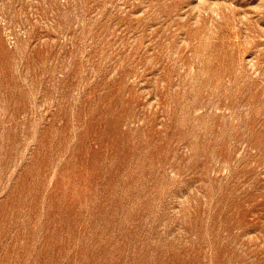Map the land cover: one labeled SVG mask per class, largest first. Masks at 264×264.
<instances>
[{"label": "rangeland", "instance_id": "obj_1", "mask_svg": "<svg viewBox=\"0 0 264 264\" xmlns=\"http://www.w3.org/2000/svg\"><path fill=\"white\" fill-rule=\"evenodd\" d=\"M0 264H264V0H0Z\"/></svg>", "mask_w": 264, "mask_h": 264}]
</instances>
